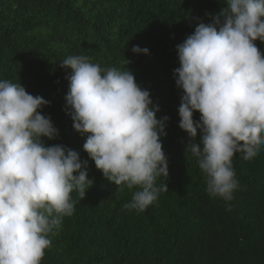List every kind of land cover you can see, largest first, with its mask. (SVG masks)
Returning <instances> with one entry per match:
<instances>
[{"label": "trees", "instance_id": "trees-1", "mask_svg": "<svg viewBox=\"0 0 264 264\" xmlns=\"http://www.w3.org/2000/svg\"><path fill=\"white\" fill-rule=\"evenodd\" d=\"M224 7L226 0H0V80L20 82L49 101L39 111L59 134L42 139L77 151L94 180L73 215L49 234L41 264H264V150L251 160L233 156L238 187L225 202L206 192L196 158L185 150L187 133L178 126L176 45L199 21L211 22L205 13ZM254 43L264 54V42ZM133 45L149 53L135 54ZM73 55L131 70L159 105L157 118L169 117L161 138L168 191L143 212L123 209L131 191L103 177L83 150L88 134L72 127L65 107L72 70L60 63ZM199 116L193 113L194 120ZM193 142L199 143V130Z\"/></svg>", "mask_w": 264, "mask_h": 264}, {"label": "clouds", "instance_id": "clouds-1", "mask_svg": "<svg viewBox=\"0 0 264 264\" xmlns=\"http://www.w3.org/2000/svg\"><path fill=\"white\" fill-rule=\"evenodd\" d=\"M205 15L211 22L199 21L176 45L178 126L187 133L185 150L196 158L206 192L228 202L238 187L233 156L251 160L264 150V54L254 43L264 42V0H226L219 13ZM131 51L149 53L137 45ZM60 65L72 70L65 107L73 129L88 134L83 150L107 181L131 191L124 210L145 211L168 191L161 138L169 117L157 118L159 105L131 70L102 68L83 55ZM48 103L20 82L0 80V264H41L49 234L94 183L77 151L42 139L59 134L39 111Z\"/></svg>", "mask_w": 264, "mask_h": 264}]
</instances>
